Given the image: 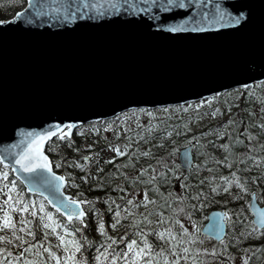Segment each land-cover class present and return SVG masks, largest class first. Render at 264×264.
Here are the masks:
<instances>
[{
  "label": "snow or ice",
  "instance_id": "snow-or-ice-1",
  "mask_svg": "<svg viewBox=\"0 0 264 264\" xmlns=\"http://www.w3.org/2000/svg\"><path fill=\"white\" fill-rule=\"evenodd\" d=\"M190 2L199 6L191 9L194 15L180 11L187 9ZM79 4L77 7L70 0H50L39 11H34L37 16L48 17V23L53 20L67 23L77 19L81 9L94 16H112L122 8L118 0H91V3L79 0ZM234 10L232 0H223V3L218 0L211 9L201 6V0H142L141 6L133 2L129 7V12L148 14L146 28L163 35H206L208 30L239 25L245 13L233 15ZM23 12L21 8L8 19H0V25L16 21ZM24 19L26 23L31 22L30 16ZM257 76L260 79H253ZM244 79L247 82H237L235 89H220L211 94L205 90V96L198 100L156 108L129 106L127 112L136 117L140 129L135 133L127 128L125 122L130 117L124 114L114 116L111 121L94 117L88 125L93 132L100 130L99 125L105 130H114L119 136L117 124H124V130L134 135L136 141L148 144L143 150L139 146L133 148L132 143H125L123 150L119 145H108L117 156L127 153V159L123 163L117 161L116 171L112 172L113 177L121 178L116 184L98 175L103 170L99 153L88 152L67 159L59 155L55 161L46 153L45 142L50 137L56 134L58 140H65L74 126H83L81 119L48 117L50 122L40 129H15L19 139L6 144L0 152V264H264V246L249 247L245 243L254 238L264 239V208H255L248 201V206L254 209L251 219L242 208H220L208 217L203 215L209 204L217 202L219 194L226 193L233 201L247 195L255 199L259 185L264 184V139H261L264 137V71L251 70ZM241 90L247 92L246 103L255 100L259 105L257 110L251 106L245 109L246 120L233 113L213 128L187 135L192 132L190 123L208 116L209 111L212 117L222 115L219 106L222 95L229 97L235 91L234 103L225 100V106L229 112L232 107L239 111ZM213 101L217 102L214 108ZM204 105L208 106V111L201 115L199 110ZM193 109L196 111L192 112ZM174 112L190 114L176 126L154 119L157 115L173 119ZM143 114L150 118L147 125L140 123ZM157 133L159 138L155 139ZM181 137L183 143L179 142ZM221 137L227 139L220 143ZM152 139L155 144L148 143ZM208 146L220 149L223 155L217 157L209 152ZM237 146L243 151L236 152ZM69 147L79 152L74 142ZM83 147L92 148V145ZM157 148L163 149L160 155L154 153ZM193 148L197 149L195 160L190 155ZM48 150L59 152V144ZM181 151L187 167L178 173L177 168L181 166L175 163L174 157ZM141 157L150 162L140 166L133 175L121 170L125 166L135 168ZM115 160L113 156L103 163ZM92 163L98 164L95 174L87 170ZM53 166L64 171H55ZM69 167L80 169L83 175L74 176L67 171ZM223 167L229 171L223 172ZM204 171L209 175H202ZM249 171H256V175H247ZM177 175L181 178L179 191L165 192L163 186L173 183ZM90 177L98 181L91 184L93 189L109 187L119 195L113 197L105 193L87 197L82 191L75 195L65 191L78 189L77 179L87 184ZM233 187L237 189L235 194ZM259 190L264 193V189ZM137 193L141 194L137 196ZM260 199L264 200V194ZM100 201L111 215L110 222L103 215L105 210L97 206ZM228 202L227 199L220 201L225 205ZM90 219L96 222L99 240L87 234ZM204 219L209 220L208 236L198 224V220ZM49 236H54L55 242ZM208 239H215L216 243L207 246ZM231 248H236V252ZM89 249L91 255H87Z\"/></svg>",
  "mask_w": 264,
  "mask_h": 264
},
{
  "label": "water",
  "instance_id": "water-1",
  "mask_svg": "<svg viewBox=\"0 0 264 264\" xmlns=\"http://www.w3.org/2000/svg\"><path fill=\"white\" fill-rule=\"evenodd\" d=\"M72 2L80 7L79 0ZM118 2L121 11L112 16L81 9L75 20L48 23L35 11L50 0H26L16 21L0 25V152L19 139L15 129H40L48 117L84 123L129 106L180 103L246 83L251 70L264 71V0H232L233 15L245 13L241 23L206 35L153 33L145 26L148 14L129 12L142 0ZM217 2L201 0V6ZM197 7L190 2L180 11L194 15ZM177 158L184 171L182 151ZM250 201L264 208L256 198ZM208 225L207 219L206 235Z\"/></svg>",
  "mask_w": 264,
  "mask_h": 264
},
{
  "label": "trees",
  "instance_id": "trees-1",
  "mask_svg": "<svg viewBox=\"0 0 264 264\" xmlns=\"http://www.w3.org/2000/svg\"><path fill=\"white\" fill-rule=\"evenodd\" d=\"M24 2H25V0H0V19L6 18V17H9L10 15H12L16 10H18L24 4ZM239 95H240L239 111H238L237 107H235L233 109V111H234V113H238V115L240 117H243L246 120L248 117V112L245 111V109L248 108L249 106H251L253 108V110H257L259 108V105L256 104L255 100H251L248 103L245 102L246 100H248L247 92L241 90ZM257 115L259 116L258 111H257ZM226 120H224V121H226ZM180 121L181 120H178V121L170 122L167 124H172L173 126H176L180 123ZM221 122L222 121H218L215 124L209 125V127H207V128H213ZM88 125L89 124H87L85 126H88ZM81 128H83V127L77 128L74 131L72 138H66L63 141H60L57 139V137H54L53 139H51L48 142L47 147H46V151L50 155L51 159L53 161H55L59 155H63L65 157V159H67L68 157H76L78 154H82V153H88V152L99 153V161L102 164L103 170L98 175L105 177V180L110 179L113 184L119 183L121 178L120 177H113L112 172L116 171L115 164L117 163V161H119L120 163H123L127 159V153L124 156L115 155L116 156L115 161H112L109 163H103L105 160H107L109 158L107 155L106 156L104 155L108 145L106 143H103V141L99 140V137H100L99 135L93 134L92 132L82 131ZM191 128H192V132L187 133V135H193L194 133L198 132L196 129H193V127H191ZM207 128H202L200 132L201 133L204 132ZM253 130H255V129H253ZM154 135H155V139L159 138L158 133L154 134ZM155 139H153L154 140L153 144H155ZM209 139H211V137H209ZM226 139H227V137H221L220 143H223ZM261 139H264V137H261ZM83 140H85V141L83 142ZM183 141H184L183 137L179 138V142H183ZM73 142H74V147L79 148V152H75V151H73L72 147H69V144L73 143ZM56 144H59V152H53V151L48 150L49 148H51L52 146H54ZM85 144H92V148L83 147V145H85ZM137 146H139V143L134 141V143L132 144V147L136 148ZM139 148L141 150L146 149L145 147H139ZM121 150H123V146L121 147ZM208 150H209V152H214L217 157H220L223 155V152L218 148H212L211 146H208ZM196 151H197V149H194L195 159H197ZM235 151L236 152H242L243 148L240 146H237L235 148ZM162 152H163V149H159V148L154 149V153L156 155H160ZM132 159L135 160V157H133ZM198 159H203V157L198 158ZM146 162H150V160H148L145 157H141L139 163L137 164V166L135 168H132L130 166H125L121 170L131 176L136 171H138L140 166H143V164ZM175 163H176V161H175ZM0 167H2V166H0ZM97 167H98L97 163H92L88 166L87 170L91 171L92 173L95 174V170ZM177 169H179V168H177ZM56 170L59 172H63L64 168H60V169H56ZM67 171L70 173H73L74 176H76V177L83 175V172H81L80 169H78L76 167H69V168H67ZM222 171L226 173L229 171V169L227 167H223ZM201 174L202 175H209V173H207L206 171L202 172ZM246 174L249 176L256 175V171H249ZM173 180L175 182V177L173 178ZM174 182L171 183L169 186H163V190L165 192H167L169 190L174 189V185H173ZM77 183L79 184L78 189L77 188H68L66 190L68 192L72 193L73 195H75L77 191H82L85 193V195L87 197L103 196L105 193H108L111 196H115L117 194V192L114 190L110 191L109 187H105L103 189H93L91 187V184L98 183V181L93 180L91 177L89 178V181L87 184L83 183L82 181H79L78 179H77ZM125 186L127 187V185H125ZM177 186H179V184ZM141 187H143V186H141ZM253 188H256V186L253 185ZM259 189H264V184H260ZM259 189H257V197L261 203H264V200L260 199V196L264 193H261ZM232 192L235 194L237 192V189L235 187H233ZM25 195H29V194L25 193ZM241 195H243V194H241ZM250 196L251 195H247V196H244L243 199H238V200L233 201L229 195H227L226 193H221L216 197L217 202L214 204H209L208 207L204 210L203 215L206 217L207 211L212 207H223V208H230V209L242 208L245 211V214L249 216V219H251V212L249 210L248 203H247L248 200L250 199ZM225 199H227L229 201L227 205L220 203V201H223ZM97 206L100 209L105 210L103 212V215L106 217V220L108 222H110L111 221V215L107 213L106 205L102 201H100V202H97ZM204 220H201V221H204ZM95 223L96 222L94 220H91V219L89 220L90 229H89L87 234L89 235V237L91 239L99 240L100 237H99L98 233H96V231H95ZM239 230H240L239 227H237V231H239ZM109 231H111V230L109 229ZM157 243H159V242H157ZM245 243L249 247L264 246V239L254 238V239L247 240ZM231 251L236 252V248H231ZM87 255H91L90 249H89Z\"/></svg>",
  "mask_w": 264,
  "mask_h": 264
},
{
  "label": "rangeland",
  "instance_id": "rangeland-1",
  "mask_svg": "<svg viewBox=\"0 0 264 264\" xmlns=\"http://www.w3.org/2000/svg\"><path fill=\"white\" fill-rule=\"evenodd\" d=\"M235 95H236V92L233 91L232 96L225 97V96L222 95L220 97L219 106H220V109L222 111V115L218 114L216 117H212L211 113L209 111V115L208 116H206L203 119L197 121L196 123H190V126L193 127V129H196L198 132H200L202 128H207V127H209V125L215 124L218 121H224L226 119L228 120L230 117H232V115L234 113L233 109L235 107H232L231 112H229L227 110L226 106H225V100H228L230 104L234 103L233 97ZM216 104H217V102L213 101L212 102V107L213 108L216 107ZM170 111H172V110L170 109ZM191 111L195 112L196 110L193 109ZM205 111H208V106L207 105L202 106V108L199 110L201 115H203V113ZM121 114H124L125 116L130 117L129 119L126 120L125 124H126L127 128H129L131 130L132 133H135V132L140 130L137 127L136 117L135 116H133L131 113H129L127 111L124 112V113H121ZM189 114L190 113L174 112L173 113V119L169 120L163 115H157L156 117H154V119L159 120V121H164L165 123H170V122L178 121V119H176V117H179L180 118L179 120H187ZM111 120H109V121H111ZM149 120H150V118L146 114H143V115H141L140 123H142L144 125H147L149 123ZM117 126L120 127V135L119 136L115 135V131L114 130H105L102 126H99V125H98V127L100 128V130L98 132H93L90 129L89 126H86V127L82 128L81 130L82 131H86V132H92L93 134L99 135L100 136L99 140L104 141L103 143H106L107 145L112 144L113 146L119 145V146L122 147L125 143H132L133 144L134 141H135V142L139 143V147H145L146 148L148 146V144H146V143H141L140 141H136V138H135L134 135H130L129 132L125 131L124 130V127H125L124 124H119L118 123ZM84 141L85 140H83V142ZM183 142H180V143H183ZM148 143L153 144L154 140L152 139ZM90 145H92V144H90ZM104 155L105 156L107 155L108 157H113V156L116 155V152L112 148L107 147ZM199 158H201V157H199ZM174 159H175V161L177 163L176 157H174ZM177 170H178L177 171L178 173H179V171L181 172V168L177 169ZM177 177L180 178L179 175ZM180 183H181V178H180ZM179 189H180V184H179V188H177L176 191H179ZM140 194L141 193H137V196H139ZM198 224L202 225V221L198 220ZM39 236H40V233L38 232L37 238H39ZM49 239L52 240L53 242H55L56 238L54 236H49ZM205 243H206L207 246H211L212 244H215L214 241H212L210 239L206 240ZM237 255H239V254L237 253ZM213 264H214V262H213Z\"/></svg>",
  "mask_w": 264,
  "mask_h": 264
}]
</instances>
